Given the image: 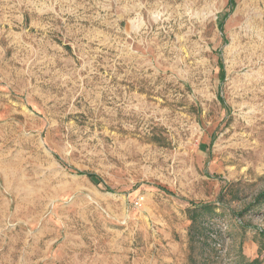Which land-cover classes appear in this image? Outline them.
<instances>
[{"label": "rangeland", "instance_id": "374dc122", "mask_svg": "<svg viewBox=\"0 0 264 264\" xmlns=\"http://www.w3.org/2000/svg\"><path fill=\"white\" fill-rule=\"evenodd\" d=\"M263 191L264 0H0V264H264Z\"/></svg>", "mask_w": 264, "mask_h": 264}, {"label": "trees", "instance_id": "16d2710c", "mask_svg": "<svg viewBox=\"0 0 264 264\" xmlns=\"http://www.w3.org/2000/svg\"><path fill=\"white\" fill-rule=\"evenodd\" d=\"M86 176L88 178H90L91 180L95 181L96 183H98V179L95 175L93 174H86ZM264 201V191L256 197L255 200V204H259L260 202ZM192 209L188 210L190 213V221L192 222V225L196 226V225H200V220L202 218V216L204 215V213H210L212 206L211 205H204V204H199V205H192ZM200 230L202 229H197L196 233L200 234ZM257 260L252 261L251 264H256Z\"/></svg>", "mask_w": 264, "mask_h": 264}]
</instances>
